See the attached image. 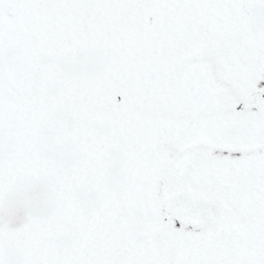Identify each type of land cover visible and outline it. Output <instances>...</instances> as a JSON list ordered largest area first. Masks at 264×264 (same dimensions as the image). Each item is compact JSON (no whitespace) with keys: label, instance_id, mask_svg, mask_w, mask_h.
I'll return each mask as SVG.
<instances>
[{"label":"snow or ice","instance_id":"snow-or-ice-1","mask_svg":"<svg viewBox=\"0 0 264 264\" xmlns=\"http://www.w3.org/2000/svg\"><path fill=\"white\" fill-rule=\"evenodd\" d=\"M0 264H264V0H0Z\"/></svg>","mask_w":264,"mask_h":264}]
</instances>
